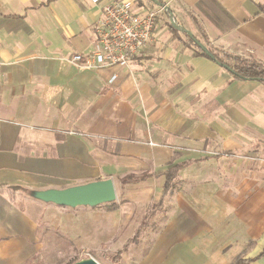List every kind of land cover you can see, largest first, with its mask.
I'll use <instances>...</instances> for the list:
<instances>
[{"label":"crops","instance_id":"crops-1","mask_svg":"<svg viewBox=\"0 0 264 264\" xmlns=\"http://www.w3.org/2000/svg\"><path fill=\"white\" fill-rule=\"evenodd\" d=\"M160 1L170 15H158L129 67L89 69L69 57L92 49L99 5L0 0V16H21L32 30L0 28V185L111 177L117 194L114 204L71 209L0 192V264L34 261L43 232L63 217L72 241L122 250L162 195L164 176L119 178L177 162L141 263L232 264L226 257L237 250L258 264L264 255V82L193 55L183 30L216 53L264 64V0ZM227 220L236 223L233 235L216 241Z\"/></svg>","mask_w":264,"mask_h":264},{"label":"built area","instance_id":"built-area-1","mask_svg":"<svg viewBox=\"0 0 264 264\" xmlns=\"http://www.w3.org/2000/svg\"><path fill=\"white\" fill-rule=\"evenodd\" d=\"M99 5L101 15L93 26L94 42L89 52L72 53L69 60L83 68L128 67L152 36L164 5L146 0H90Z\"/></svg>","mask_w":264,"mask_h":264},{"label":"rangeland","instance_id":"rangeland-1","mask_svg":"<svg viewBox=\"0 0 264 264\" xmlns=\"http://www.w3.org/2000/svg\"><path fill=\"white\" fill-rule=\"evenodd\" d=\"M170 23L172 24V22ZM206 47L209 48L210 44L209 46ZM218 54L222 57L223 61L229 64H232L237 60L239 61V59H241L242 61L249 59L246 56H241V58L237 59L233 55L231 54L228 55L222 51H218ZM117 189H119L118 185H117ZM19 194L22 193L19 192ZM67 210L68 212H70V209ZM163 213L164 210L161 211V213L159 212L157 216H155L156 215L155 214L150 219L148 225L146 226L142 234L143 236H141L140 238V243L135 246L132 245L130 251L123 254H118L116 251L119 248L120 244H113V243L101 244V245L87 244L84 246L82 244L76 243V240L72 241L70 239V231L67 232V230H65L64 229L65 227L63 226L65 222H68L67 219L70 221V217H63L61 218L60 220L61 222H59L60 224L58 226L52 225V227H48L47 230L43 232L41 238L42 250L41 252H38L36 254L37 255L36 259L34 261L28 260L24 264H69V261L71 262V259L74 256H76L78 260L92 257L99 264H144L141 263V261L143 259L142 262H144V257L147 253L150 240L152 239V234H149L150 233L149 230H155L160 226V224L162 223L160 221L163 218L162 217ZM220 225L226 227L224 230L225 233H220L215 235L214 239L216 241L224 238H230L231 235H233L231 231L234 230V228L236 227V223L233 224L231 220L222 222V224ZM127 250L128 249H126L125 251ZM246 255H247L246 253H239L237 255V250H234L227 255L226 260L227 262L232 261V264H234L238 258H240L241 256L244 257ZM263 262H264V255H262L258 259L257 263L263 264Z\"/></svg>","mask_w":264,"mask_h":264},{"label":"trees","instance_id":"trees-1","mask_svg":"<svg viewBox=\"0 0 264 264\" xmlns=\"http://www.w3.org/2000/svg\"><path fill=\"white\" fill-rule=\"evenodd\" d=\"M160 3L164 4L163 2H161L160 0H158ZM165 13L168 14V16L170 15V11L168 8L165 9ZM4 27L6 30H18V29H23L24 31H26L27 33H31V28L29 27V25L25 22V20L23 19V17L19 16L16 18H8L5 16H0V28ZM169 28L170 30L173 32L176 31V29L174 28V26L170 23L169 24ZM190 45H192V54L193 55H202L205 56L207 58H210L203 50H201V48L194 42V40L189 37L188 35H186ZM209 49V48H208ZM213 54L215 59H211L214 62L218 63L219 62H224L222 57L214 52L212 49H209ZM230 55V54H228ZM237 59L241 58V56H234ZM227 64V69L234 78H241V79H255V80H260L264 82V64L255 60L254 58H249L248 60L242 61L241 59H239V61L237 60L236 62L229 64L227 62H224ZM183 162H177L174 164H169L168 166H166V168L162 171H157L155 173H142L139 176L133 175V174H128L125 175L121 178H119V182L123 185L125 183L128 182H136V181H140V180H144L146 178H148L149 176H160L163 175L164 176V182H163V188H162V195L160 196L159 199L153 201L147 208L140 225L137 227L135 233L133 234L132 237H130L126 243L123 245L122 250L117 251L118 254H120L122 251L126 250L130 245L132 244H136L142 234V232L144 231V229L146 228V226L148 225L150 219L157 213L159 212L162 208H163V197L167 194L170 193L173 189H174V181L177 177V173L179 171V169L182 167ZM26 188L23 186H19V185H0V192L2 193H6L7 196L9 197V199L11 201H15L18 198V193L21 192L23 195L22 197L25 198H29L27 196H25L24 192H25ZM115 201L110 202L109 204H114ZM61 208H66L61 206ZM264 254V250L263 252L260 254L262 255ZM257 257H251V258H238L234 264H247L253 260H255ZM76 260H78V258L76 256H74L71 259V262L69 261V264L75 262Z\"/></svg>","mask_w":264,"mask_h":264},{"label":"water","instance_id":"water-1","mask_svg":"<svg viewBox=\"0 0 264 264\" xmlns=\"http://www.w3.org/2000/svg\"><path fill=\"white\" fill-rule=\"evenodd\" d=\"M156 5H164L158 0H150ZM166 8V7H165ZM173 25V19L171 18ZM189 37L203 50L211 59H215L214 54L188 30L183 29ZM219 65L227 68V64L217 61ZM25 195L31 199L53 204L58 207L77 208V207H95L101 204L110 203L116 200V189L111 177L96 179L87 182L68 185L65 187H47V188H27ZM72 264H99L92 257L83 258Z\"/></svg>","mask_w":264,"mask_h":264}]
</instances>
